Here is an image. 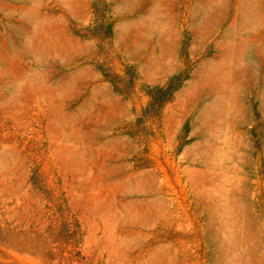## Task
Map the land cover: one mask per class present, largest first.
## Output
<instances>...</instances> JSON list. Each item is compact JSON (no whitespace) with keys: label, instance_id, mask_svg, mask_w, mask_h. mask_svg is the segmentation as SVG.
Returning a JSON list of instances; mask_svg holds the SVG:
<instances>
[{"label":"rangeland","instance_id":"obj_1","mask_svg":"<svg viewBox=\"0 0 264 264\" xmlns=\"http://www.w3.org/2000/svg\"><path fill=\"white\" fill-rule=\"evenodd\" d=\"M263 62L264 0H0V264H264Z\"/></svg>","mask_w":264,"mask_h":264},{"label":"bare ground","instance_id":"obj_2","mask_svg":"<svg viewBox=\"0 0 264 264\" xmlns=\"http://www.w3.org/2000/svg\"><path fill=\"white\" fill-rule=\"evenodd\" d=\"M168 27V26H167ZM243 39H241V41H242ZM239 41H240V39H239ZM239 45V44H238ZM242 46V45H241ZM247 46V45H246ZM238 47V46H237ZM243 47V46H242ZM227 48H229V47H227ZM233 48H235V47H233ZM239 48H241V47H239ZM244 48V47H243ZM234 50V49H233ZM243 50V49H242ZM245 50H247V48L245 49ZM251 50V49H250ZM254 50V49H253ZM229 51V50H228ZM259 52H261L262 53V51L260 50ZM6 53V52H5ZM242 53V52H241ZM248 53V52H247ZM228 55H229V53H228ZM245 56V55H244ZM246 57V56H245ZM242 58V57H241ZM262 58V57H261ZM240 63V62H239ZM264 63V62H263ZM230 64V63H229ZM228 64V65H229ZM264 65V64H263ZM222 70V69H221ZM223 71V70H222ZM213 74V73H212ZM218 74V73H217ZM219 76L221 77V74H219ZM262 81H264V80H262ZM223 84V83H222ZM227 83H225V85H226ZM229 85V84H228ZM231 85V84H230ZM251 86H253V85H251ZM231 87V86H230ZM264 87V86H263ZM232 88V87H231ZM231 88H230V90H231ZM218 89V88H217ZM226 89V88H225ZM238 89V88H237ZM218 90H220V89H218ZM230 90H228L229 92H230ZM222 91H224L223 90V88H222ZM220 92H221V90H220ZM228 92V93H229ZM219 94V93H218ZM222 95V94H221ZM225 95V94H224ZM227 95V94H226ZM230 95V94H229ZM223 96V95H222ZM220 97V96H219ZM230 98V97H229ZM233 98V97H232ZM236 98V97H235ZM262 99H263V95H262ZM229 100V99H228ZM234 101V98L233 99H231V101ZM230 101V102H231ZM237 101H239L238 99H237ZM217 103H218V101H217ZM224 103V102H223ZM239 102H237V104H238ZM226 104V103H225ZM227 104H228V102H227ZM230 104V103H229ZM232 104V103H231ZM222 105V104H221ZM233 105V104H232ZM240 105H242V103L241 104H239V106ZM231 105H229V107H230ZM228 107V106H227ZM242 107V106H241ZM221 109V108H220ZM231 109V108H230ZM229 108H228V110H230ZM236 109V108H235ZM243 109V108H242ZM227 110V109H226ZM234 111V110H233ZM237 111H238V108H237ZM229 112H231V111H229ZM233 114V113H232ZM230 115V114H229ZM233 117H235V116H233ZM226 120V119H225ZM230 120V119H229ZM238 131V130H237ZM213 132V131H212ZM235 133V132H234ZM238 136V135H237ZM229 138V137H228ZM235 145V144H234ZM236 147V146H235ZM239 148V147H238ZM235 149V148H234ZM216 155V154H215ZM216 157V156H215ZM217 161V160H216ZM238 175V174H237ZM228 177V176H227ZM229 179H230V177H229ZM209 189V188H208ZM213 192V191H212ZM205 193V192H204ZM215 195V194H214ZM215 201V200H214Z\"/></svg>","mask_w":264,"mask_h":264}]
</instances>
